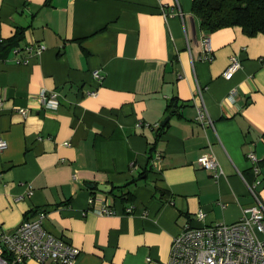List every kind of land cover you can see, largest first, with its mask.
I'll return each instance as SVG.
<instances>
[{"label": "crops", "instance_id": "0c3cea01", "mask_svg": "<svg viewBox=\"0 0 264 264\" xmlns=\"http://www.w3.org/2000/svg\"><path fill=\"white\" fill-rule=\"evenodd\" d=\"M191 3L0 0V230L45 211V229L79 248L73 264H167L185 224H230L256 203L245 181L258 179L264 203V34L204 33ZM232 55L241 66L226 79ZM42 89L57 107L37 101ZM202 107L211 124L197 121ZM202 153L217 176L196 162ZM87 183L123 185L128 197ZM94 193L112 214L89 210Z\"/></svg>", "mask_w": 264, "mask_h": 264}, {"label": "built area", "instance_id": "2783aa9c", "mask_svg": "<svg viewBox=\"0 0 264 264\" xmlns=\"http://www.w3.org/2000/svg\"><path fill=\"white\" fill-rule=\"evenodd\" d=\"M209 40V36L203 34L204 57L207 59H211ZM44 48L45 45L39 42L34 50L38 54ZM26 49L30 50L31 46H27ZM240 66V60L232 55L222 75L230 79ZM92 74L99 77L98 70H93ZM234 93L235 89L230 90L227 98L233 100ZM199 96L201 97L200 90ZM37 101L44 108H55L59 104L58 93L42 89L37 93ZM20 112L22 115L27 113L26 109H20ZM196 119L202 125L212 123L204 107L198 108ZM6 146L7 142L0 137V149ZM155 155L156 158L160 157L159 153ZM247 158L251 161L252 170L257 176L259 167L256 164V156L249 152ZM196 162L205 169L213 170L215 176L219 174L217 161L211 154H200ZM245 183L255 197L256 203L242 208L241 217L230 224L202 226L185 224L172 238L167 264H264V203L255 192L254 187L258 179L254 183L246 181ZM89 205V210L95 214L113 213L110 199L104 193L91 195ZM126 211L131 212L132 206L126 207ZM45 216V211H39L35 218L23 220L11 232L0 230V264H25L31 259L40 263H74L80 252L79 248L66 238L48 232L43 225ZM197 216L202 219L204 212H198Z\"/></svg>", "mask_w": 264, "mask_h": 264}, {"label": "trees", "instance_id": "16d2710c", "mask_svg": "<svg viewBox=\"0 0 264 264\" xmlns=\"http://www.w3.org/2000/svg\"><path fill=\"white\" fill-rule=\"evenodd\" d=\"M191 9L198 17L199 26L204 33L228 26H239L249 36L264 34V0H192ZM172 105L169 102L167 108ZM163 129L162 125L156 126V137L150 146L149 157ZM122 186H112L109 194L127 198V193H118Z\"/></svg>", "mask_w": 264, "mask_h": 264}, {"label": "water", "instance_id": "95a60500", "mask_svg": "<svg viewBox=\"0 0 264 264\" xmlns=\"http://www.w3.org/2000/svg\"><path fill=\"white\" fill-rule=\"evenodd\" d=\"M166 119L161 122V125H163L166 122ZM86 185L90 188L96 187L97 190L102 191L104 193H110L112 189V187L109 184H104V183H99L96 185L94 183H87Z\"/></svg>", "mask_w": 264, "mask_h": 264}]
</instances>
